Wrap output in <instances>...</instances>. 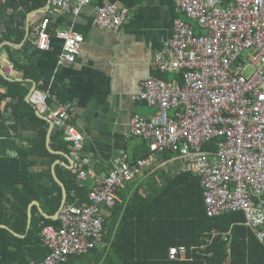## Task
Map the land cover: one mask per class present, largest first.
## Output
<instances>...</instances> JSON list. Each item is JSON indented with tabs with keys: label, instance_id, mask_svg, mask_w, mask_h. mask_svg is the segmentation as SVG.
Masks as SVG:
<instances>
[{
	"label": "built area",
	"instance_id": "built-area-1",
	"mask_svg": "<svg viewBox=\"0 0 264 264\" xmlns=\"http://www.w3.org/2000/svg\"><path fill=\"white\" fill-rule=\"evenodd\" d=\"M89 2L50 1L54 8L73 13ZM177 3L198 31L189 22L175 19L173 35L154 53L152 67L159 75L181 72V81L152 76L139 83L132 99L156 110L149 118L133 114L130 133L149 142L150 155L178 154L180 172L199 179L207 216L242 211L244 224L264 241V0ZM127 16V8L106 3L96 7L94 23L116 31ZM49 21L45 16L32 32V43L40 51L50 48ZM55 36L62 41L60 60L72 62L82 35L68 29ZM46 99L40 90L28 95L36 112L63 129L77 166L88 164L82 135L73 125V105L50 108ZM214 138L220 139L217 149L203 150L202 145ZM149 166L148 158L131 162L123 158L105 177L95 176L87 202L61 206L59 227L46 225L39 231L49 252L36 264H60L99 246L107 248L110 241L104 239L102 208H111L114 190ZM85 175L81 169L79 176ZM204 246L202 242L195 250ZM186 252L184 246H170L167 257L185 259Z\"/></svg>",
	"mask_w": 264,
	"mask_h": 264
},
{
	"label": "crops",
	"instance_id": "crops-1",
	"mask_svg": "<svg viewBox=\"0 0 264 264\" xmlns=\"http://www.w3.org/2000/svg\"><path fill=\"white\" fill-rule=\"evenodd\" d=\"M37 1L0 0V16L13 15V27L20 22L24 31L19 43H15L13 38L3 39L0 43V76L11 82H25L23 85L28 87L24 96L26 102H29L27 96L32 91L40 90L46 95L50 108L59 107L63 103L72 104L73 125L82 135V153L88 158V164L77 166L69 154V148L66 146V150L65 146L61 147L57 138V130L64 136L63 129L55 125L50 127L35 111V115L48 124L45 147L55 157L48 164V157L40 152L23 151L21 156L37 162L30 166L29 171L43 175L39 179L41 185L37 188L41 199L44 200V193L49 191V194L56 195L60 189L58 209L63 205L79 206L88 201L94 177H105L117 161L123 158L130 162L148 158L150 166L120 186L116 192L114 190V205H125L136 196L148 200L155 198L165 184L180 171L181 161L175 155L168 158H164L159 152L150 155L149 142L130 133L129 120L135 113L149 118L156 110L136 102L132 95L141 81L159 76L152 67L154 53L160 49L164 40L172 37L174 20H187L179 10L177 0H90L77 13L54 8L51 0H39L42 3L38 6ZM106 3H115L128 9L126 20L116 31L101 28L94 23L96 7ZM45 16L50 19L47 29L51 35V44L48 50L40 51L32 43V32ZM4 28V20L0 18V33ZM68 29L83 37L79 52L72 62L60 60L62 41L55 36L58 31ZM5 46H10L14 51L10 50L9 53ZM10 57L13 62L15 58L20 64L28 66L27 74L25 69L14 66ZM1 86L2 93L7 85ZM10 90H16L17 94L15 97L5 96L0 99V133L8 129L10 143L6 145L15 144L21 150H28L36 138L38 126L30 119L18 123L20 125L15 123L9 104L16 102L24 90L20 87ZM52 133H55L53 139ZM81 169L85 171V177L79 176ZM73 181L80 189L77 194V190L71 188L68 195L66 183ZM78 197L84 200L79 202ZM41 202L35 199L27 206V226L31 222L32 208L43 218L57 220L58 209L49 215ZM112 207H103L102 214L108 216L113 210ZM7 208L11 213L15 212L8 205ZM160 208L161 206L154 204L148 210L152 209L157 213ZM120 215L121 212L112 226L107 228L111 230V235L108 236L110 242L118 230ZM0 227L15 236H23L5 224H0ZM129 239L131 238L127 234L121 240ZM41 244L46 248L43 259L49 250L42 241ZM122 251L126 252V249ZM87 259L89 258H84L86 264Z\"/></svg>",
	"mask_w": 264,
	"mask_h": 264
},
{
	"label": "trees",
	"instance_id": "trees-1",
	"mask_svg": "<svg viewBox=\"0 0 264 264\" xmlns=\"http://www.w3.org/2000/svg\"><path fill=\"white\" fill-rule=\"evenodd\" d=\"M41 3L42 1L39 0L36 2L37 6ZM0 18H3L5 26L0 33V43L3 39L11 40L10 38H13L15 43H19L24 36L22 24L18 22V25L13 27V15L9 17L2 15ZM185 21L193 26L194 31H198L193 21L189 19ZM5 49L9 53L10 50L14 51L10 46H5ZM11 54L13 56V53ZM10 61L14 66L25 69L27 74L28 66L20 64L15 58L13 62L10 57ZM159 77L181 81L182 73L161 74ZM2 84L7 87L4 92H0V99L5 96L15 97L17 92L11 91L12 88L20 87L24 90L19 94L16 102L9 104L13 119L17 124L30 119L38 126V131L28 150H21L15 144L6 145L10 143L8 129L0 133V137H6V139L0 138V224H5L16 233L23 235L15 236L9 230L0 227V264L36 263L46 254V248L41 244L38 232L46 225L58 228L59 221L43 218L35 208H32L31 222L27 226V206L31 201L38 199L42 201L46 212L49 215L53 214L60 205L61 193L60 189L56 195L49 194L48 191L44 193L45 198L42 200L37 188L41 185L39 179L41 180L43 175L29 171L30 166L37 162L23 159L21 155L23 151L40 152L48 157V164L55 155L49 153L45 147L47 122L37 117L31 103L24 100L28 87L23 84L26 83L11 82L0 76V87ZM56 134L61 147L69 148L68 143L63 140L62 132L57 130ZM53 135L55 136V133H52V139ZM219 141V138H214L203 144L202 149L214 151ZM161 153L164 158L175 155L181 161L176 152ZM71 188H75L78 194L80 188L76 187L74 181L66 183L68 195ZM83 200L79 198L78 201ZM154 204L161 206L157 213L152 209L148 210ZM7 205L15 212L11 213ZM112 208L108 216L103 215L106 241H109L108 236L111 235L109 233L111 230L107 228L112 226L120 212L121 215L117 223L118 230L110 246L107 248L99 246L88 253L71 256L68 261L60 264H86L84 258H89L87 264H223V262L264 264V241L258 240L255 233L244 224V213L233 211L218 216H207L199 179L193 173L179 171L155 198L148 200L136 196L125 205L120 203ZM213 230L216 234L212 233ZM127 234L131 239L127 240L128 242L121 240ZM202 242L205 243L204 248L195 250V247ZM170 246H184L187 251L186 258L168 259L167 252ZM122 249H126V252Z\"/></svg>",
	"mask_w": 264,
	"mask_h": 264
},
{
	"label": "water",
	"instance_id": "water-1",
	"mask_svg": "<svg viewBox=\"0 0 264 264\" xmlns=\"http://www.w3.org/2000/svg\"><path fill=\"white\" fill-rule=\"evenodd\" d=\"M47 6H49V2L47 3ZM27 101H28V96H27ZM37 114H38V116H40L41 118H43V119H45L46 120V118L44 117V116H42L41 114H39L38 112H36ZM47 121V120H46ZM48 123H49V126L50 127H52V123L50 122V121H47ZM56 217H57V214H56ZM55 217V218H56Z\"/></svg>",
	"mask_w": 264,
	"mask_h": 264
},
{
	"label": "rangeland",
	"instance_id": "rangeland-1",
	"mask_svg": "<svg viewBox=\"0 0 264 264\" xmlns=\"http://www.w3.org/2000/svg\"><path fill=\"white\" fill-rule=\"evenodd\" d=\"M249 70V68H247V70L246 71H248Z\"/></svg>",
	"mask_w": 264,
	"mask_h": 264
}]
</instances>
